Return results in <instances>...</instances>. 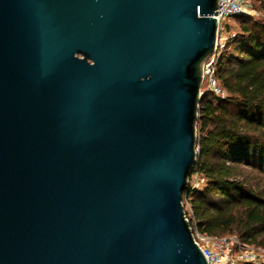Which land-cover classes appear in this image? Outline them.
Here are the masks:
<instances>
[{"label":"water","instance_id":"obj_1","mask_svg":"<svg viewBox=\"0 0 264 264\" xmlns=\"http://www.w3.org/2000/svg\"><path fill=\"white\" fill-rule=\"evenodd\" d=\"M218 0H0V264H207L182 193Z\"/></svg>","mask_w":264,"mask_h":264},{"label":"trees","instance_id":"obj_2","mask_svg":"<svg viewBox=\"0 0 264 264\" xmlns=\"http://www.w3.org/2000/svg\"><path fill=\"white\" fill-rule=\"evenodd\" d=\"M252 6L264 17V0ZM232 21L237 31L218 49L214 66L225 96H200L196 160L182 203L193 233L235 235L264 248V19ZM194 177L202 181L198 187L190 186Z\"/></svg>","mask_w":264,"mask_h":264},{"label":"built area","instance_id":"obj_3","mask_svg":"<svg viewBox=\"0 0 264 264\" xmlns=\"http://www.w3.org/2000/svg\"><path fill=\"white\" fill-rule=\"evenodd\" d=\"M216 48L202 67V84L205 92H212L216 97L224 98V91L214 78V66L218 49L233 35L228 33L226 24L234 17L249 15L253 12L251 0H218ZM202 183V181H200ZM193 241L204 255L207 264H264V249L243 243L235 235L211 237L192 232Z\"/></svg>","mask_w":264,"mask_h":264},{"label":"rangeland","instance_id":"obj_4","mask_svg":"<svg viewBox=\"0 0 264 264\" xmlns=\"http://www.w3.org/2000/svg\"><path fill=\"white\" fill-rule=\"evenodd\" d=\"M252 2H254V0H251V5H252ZM252 10H253V12L251 14L247 15L248 17H250V18H252L254 20H258V21H261V20L264 19V17L260 13H258V12L255 11L254 6H252ZM232 20L233 19L229 20L227 22V24H226L227 27L229 28L228 33L231 34V35H233L237 31V27H236V24L237 23H235ZM203 92H205L204 84H202V86L200 87V94H202ZM200 184H201V182L198 180V178L197 177H194L191 180L190 186L191 187H198Z\"/></svg>","mask_w":264,"mask_h":264}]
</instances>
